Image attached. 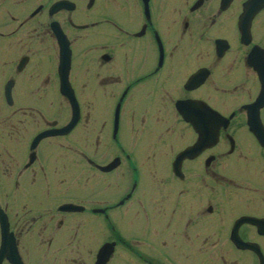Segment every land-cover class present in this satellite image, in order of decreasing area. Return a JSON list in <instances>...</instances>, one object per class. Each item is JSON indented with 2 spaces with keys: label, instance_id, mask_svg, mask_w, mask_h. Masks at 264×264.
<instances>
[{
  "label": "flooded vegetation",
  "instance_id": "flooded-vegetation-1",
  "mask_svg": "<svg viewBox=\"0 0 264 264\" xmlns=\"http://www.w3.org/2000/svg\"><path fill=\"white\" fill-rule=\"evenodd\" d=\"M3 229L0 264H264V0H0Z\"/></svg>",
  "mask_w": 264,
  "mask_h": 264
},
{
  "label": "water",
  "instance_id": "water-1",
  "mask_svg": "<svg viewBox=\"0 0 264 264\" xmlns=\"http://www.w3.org/2000/svg\"><path fill=\"white\" fill-rule=\"evenodd\" d=\"M4 233H5V230L3 229V244H2V249H1V252H0V260L4 256H6L10 260V262L13 263L14 262L13 261V257H11V256H14V254L6 252L7 248H10V249H11V247L13 248V244L12 243L9 244V241H7L6 235Z\"/></svg>",
  "mask_w": 264,
  "mask_h": 264
}]
</instances>
